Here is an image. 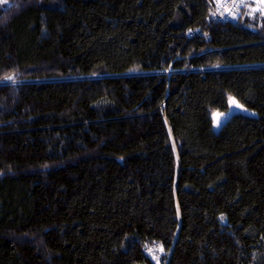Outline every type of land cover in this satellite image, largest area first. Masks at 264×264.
Listing matches in <instances>:
<instances>
[{"label":"trees","instance_id":"obj_1","mask_svg":"<svg viewBox=\"0 0 264 264\" xmlns=\"http://www.w3.org/2000/svg\"><path fill=\"white\" fill-rule=\"evenodd\" d=\"M259 6L0 4V264H264Z\"/></svg>","mask_w":264,"mask_h":264},{"label":"built area","instance_id":"obj_2","mask_svg":"<svg viewBox=\"0 0 264 264\" xmlns=\"http://www.w3.org/2000/svg\"><path fill=\"white\" fill-rule=\"evenodd\" d=\"M245 1L246 0H208L213 22L234 20ZM237 5H239V7H237ZM147 253L151 258L159 260L162 254L161 246L156 243L152 244L149 246Z\"/></svg>","mask_w":264,"mask_h":264},{"label":"rangeland","instance_id":"obj_3","mask_svg":"<svg viewBox=\"0 0 264 264\" xmlns=\"http://www.w3.org/2000/svg\"><path fill=\"white\" fill-rule=\"evenodd\" d=\"M256 3H257V6H259L262 11H263V14H264V4L261 3V0H256ZM231 98H233L232 96L229 97V100H228V109L226 111H213L212 112V118H213V127L215 129L219 128V126L222 124V122L227 119L232 113H235V112H242V113H245V114H248V115H253L255 114L254 111L244 107L243 105H241L240 103H238L236 101V103H232L231 102ZM218 114H223V115H220L219 116V119H217V115ZM140 264H144V263H140ZM156 264H161L160 260L156 261Z\"/></svg>","mask_w":264,"mask_h":264},{"label":"snow or ice","instance_id":"obj_4","mask_svg":"<svg viewBox=\"0 0 264 264\" xmlns=\"http://www.w3.org/2000/svg\"><path fill=\"white\" fill-rule=\"evenodd\" d=\"M6 2H7V0H0V4H4V3H6ZM261 3L264 4V0H261ZM237 7H239V5H237ZM253 11H256V9H253ZM7 79H8V80H12L13 77H12V76H8ZM231 102H232V103H236V101L234 100V98H231ZM220 115H223V114H218V115H217V119H219V116H220ZM161 251H163V249H161Z\"/></svg>","mask_w":264,"mask_h":264}]
</instances>
